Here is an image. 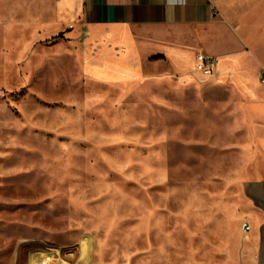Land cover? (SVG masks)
<instances>
[{
  "label": "rangeland",
  "instance_id": "374dc122",
  "mask_svg": "<svg viewBox=\"0 0 264 264\" xmlns=\"http://www.w3.org/2000/svg\"><path fill=\"white\" fill-rule=\"evenodd\" d=\"M53 3L0 0V264H233L261 140L194 72L198 31L120 49L50 33Z\"/></svg>",
  "mask_w": 264,
  "mask_h": 264
},
{
  "label": "crops",
  "instance_id": "0c3cea01",
  "mask_svg": "<svg viewBox=\"0 0 264 264\" xmlns=\"http://www.w3.org/2000/svg\"><path fill=\"white\" fill-rule=\"evenodd\" d=\"M54 0L50 33L132 48L131 30L196 29L195 47L218 59L215 76L232 93L234 117L247 138L261 140L263 159L241 169L234 180L239 204L234 218L243 236L233 264H264V0ZM99 36L95 38L94 34ZM197 55V54H196ZM195 55V57H196ZM195 57L193 70L195 67ZM240 224V223H239ZM243 224L249 230L243 231Z\"/></svg>",
  "mask_w": 264,
  "mask_h": 264
},
{
  "label": "built area",
  "instance_id": "2783aa9c",
  "mask_svg": "<svg viewBox=\"0 0 264 264\" xmlns=\"http://www.w3.org/2000/svg\"><path fill=\"white\" fill-rule=\"evenodd\" d=\"M176 4L183 5L185 0H176ZM218 59L205 53H198L195 57L194 72L205 78H213L217 67ZM259 82L264 87V70L258 74ZM243 231L246 232L250 228L247 224H243Z\"/></svg>",
  "mask_w": 264,
  "mask_h": 264
}]
</instances>
